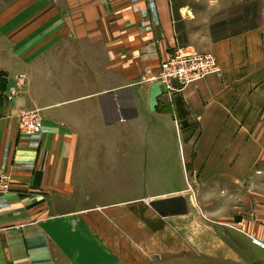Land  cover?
<instances>
[{
	"label": "crops",
	"instance_id": "obj_1",
	"mask_svg": "<svg viewBox=\"0 0 264 264\" xmlns=\"http://www.w3.org/2000/svg\"><path fill=\"white\" fill-rule=\"evenodd\" d=\"M179 47L171 0H0L3 96L19 87L0 102V264L264 245V23L192 49L220 71L173 94L155 78ZM26 109L42 133H17ZM176 196L184 214L149 206Z\"/></svg>",
	"mask_w": 264,
	"mask_h": 264
},
{
	"label": "rangeland",
	"instance_id": "obj_2",
	"mask_svg": "<svg viewBox=\"0 0 264 264\" xmlns=\"http://www.w3.org/2000/svg\"><path fill=\"white\" fill-rule=\"evenodd\" d=\"M171 2L179 46L189 51L194 48L196 51L203 50L212 41L264 23V0H171ZM1 85L0 79V102L4 98ZM205 221L209 224L212 222L210 219ZM239 234L233 231L232 239L227 234H222L223 241L233 249L229 252L216 251L213 254L205 251L204 255H201L202 253L198 251L196 253L194 250H187L180 256L156 254L148 259L158 261L168 259L170 260L168 264H264V250ZM210 237L205 236L203 241L210 242Z\"/></svg>",
	"mask_w": 264,
	"mask_h": 264
},
{
	"label": "built area",
	"instance_id": "obj_3",
	"mask_svg": "<svg viewBox=\"0 0 264 264\" xmlns=\"http://www.w3.org/2000/svg\"><path fill=\"white\" fill-rule=\"evenodd\" d=\"M215 58L208 53H197L186 48H176L160 63L156 80L170 93L176 94L188 85L196 83L211 74L219 73ZM19 79H23L19 76ZM18 85L10 87L4 94V99L10 102L18 93ZM17 133L20 136H33L43 132L41 117L37 110H20L17 114ZM11 177L0 168V196L11 193ZM252 243L264 250L256 240Z\"/></svg>",
	"mask_w": 264,
	"mask_h": 264
},
{
	"label": "water",
	"instance_id": "obj_4",
	"mask_svg": "<svg viewBox=\"0 0 264 264\" xmlns=\"http://www.w3.org/2000/svg\"><path fill=\"white\" fill-rule=\"evenodd\" d=\"M149 206L160 216L184 214L187 211L185 199L181 196L154 200Z\"/></svg>",
	"mask_w": 264,
	"mask_h": 264
},
{
	"label": "trees",
	"instance_id": "obj_5",
	"mask_svg": "<svg viewBox=\"0 0 264 264\" xmlns=\"http://www.w3.org/2000/svg\"><path fill=\"white\" fill-rule=\"evenodd\" d=\"M2 91H3V88H2Z\"/></svg>",
	"mask_w": 264,
	"mask_h": 264
}]
</instances>
